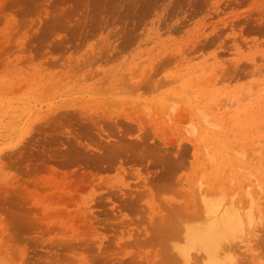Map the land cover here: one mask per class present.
I'll return each instance as SVG.
<instances>
[{"label":"rangeland","instance_id":"374dc122","mask_svg":"<svg viewBox=\"0 0 264 264\" xmlns=\"http://www.w3.org/2000/svg\"><path fill=\"white\" fill-rule=\"evenodd\" d=\"M222 195L264 264V0H0V264H169Z\"/></svg>","mask_w":264,"mask_h":264},{"label":"bare ground","instance_id":"6f19581e","mask_svg":"<svg viewBox=\"0 0 264 264\" xmlns=\"http://www.w3.org/2000/svg\"><path fill=\"white\" fill-rule=\"evenodd\" d=\"M204 119H205V117H204ZM204 123L206 124L207 122H204ZM214 123H210L209 125H213ZM215 126H217V124ZM212 127H214V126H212ZM248 184H249V186L251 185L250 183H248ZM202 186H203V184H202ZM202 186H201V188H202ZM223 186H225V185H223ZM258 186H260L259 183H258ZM199 187H200V184H199ZM217 187H218V185H217ZM256 187H257V185H256ZM225 188H227V187L225 186ZM198 190L200 191L201 189L198 188ZM201 192H200V194H202ZM203 192L206 193L208 191L206 190ZM214 192H216V191H214ZM221 192H220V195H221ZM236 192L234 193V195L227 193L229 195L228 197H230V195H232V197L235 196ZM212 193L213 192L208 193V194L211 195ZM223 193H225V191ZM249 193H250V191H249ZM213 194H212V196H213ZM202 195H201V197H202ZM210 195H208V196L212 197ZM216 195L218 196V194H216ZM224 195H226V194H224ZM224 195L219 196L217 198H213V199H210V198H208L206 200L200 199L201 200L200 202L204 201V206L203 207L201 206V207L204 210L203 211L204 215L206 216L203 218V219H205V221L202 224H200L202 222L201 221L199 223V225L197 224L196 226L188 227L186 229V231L184 230L185 231V233H184L185 239L183 238L184 239L183 244L180 246H174V249L176 250L177 254L179 256H181L182 260L184 261V264H235L238 261V259H240V258H238V256L240 255V254L238 255V251L242 252V250L245 252V254H246V252H249L248 254L253 256L254 258L258 257V256L255 257L254 250L251 247V245H253V244L250 245L248 242V239L244 238V234H245V230H246L244 228L246 227L245 225H247L249 228L254 229V230H252L254 232L255 228L257 227L259 222H261L260 219L259 220H256V218L254 219V215L256 214L255 213L251 217L249 216L250 215L249 214L248 217H250V218H248V220H245L244 217L242 216L243 214L241 213L243 211H241L239 209L242 206L238 203L239 206H241V207L237 208V206L234 204V202L231 201V199H229V198L228 199L231 202L229 200H227L229 202V204H228V202L226 201L227 197L225 196L226 197L225 198ZM248 196H249V194H248ZM244 197H246V196H244ZM205 198H206V196H205ZM235 198H236V196H235ZM243 199H245V198H243ZM249 199L250 198H248L247 200H244V201L248 202ZM247 202H246L247 206L245 205V207H246L245 211H247V210L249 211V209H251V212L249 211V213H252V211H254L253 208L248 209L249 206L252 207L251 204L250 205L248 204L250 201L248 203ZM250 203H252V201ZM201 204H203V203H201ZM261 208H263V207H261ZM200 211L202 213L201 209H200ZM258 211H260V210H258ZM245 214H246V212H245ZM200 217H201V215H200ZM193 218H194V216L192 217V219ZM260 218H261V215H260ZM185 224H186V226L188 225L187 223H185ZM262 225H263V223H262ZM171 226L172 225L170 224V227ZM174 226L171 227V230L173 229L172 230V231H174L173 234H176L177 233L176 230L178 229V227H176V226H178V225H176L175 227ZM173 227L176 228V230H174ZM181 229H182V227H181ZM178 234H179V236H178ZM176 235H177V238L181 237L180 240H178V242L183 240L182 239V236H184L183 234L180 235V232H179ZM176 235H171V236H173V239L174 238L176 239ZM242 236H243V239L241 240V242L245 243V244L243 246H240V245L237 246L236 244H238V243L235 244L234 242L236 239L242 238ZM234 244L237 246V248ZM172 250H173V245H172ZM173 252H175V251H173ZM242 254H243V252H242ZM172 255H176V254H172ZM178 255L173 256V258L175 257L174 261L176 263L179 262V264L180 263L182 264V262H180V258L178 259L179 261L175 260ZM249 255H246V256L250 258ZM240 256H242V255H240ZM243 256H244V254H243ZM244 259H248V258L245 257ZM257 259H259V258H256V260ZM170 262L175 264V262H172V261H169V264H170ZM241 262L239 261L238 263H241Z\"/></svg>","mask_w":264,"mask_h":264}]
</instances>
